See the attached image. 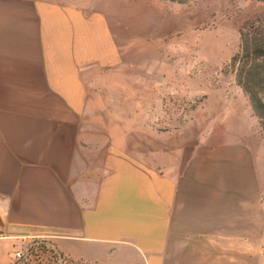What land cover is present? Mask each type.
<instances>
[{"label": "crops", "instance_id": "1", "mask_svg": "<svg viewBox=\"0 0 264 264\" xmlns=\"http://www.w3.org/2000/svg\"><path fill=\"white\" fill-rule=\"evenodd\" d=\"M123 28L89 0H0V264L32 238L62 264L264 263L248 99L170 132L152 126L165 106L136 93L93 102L92 74L123 62Z\"/></svg>", "mask_w": 264, "mask_h": 264}, {"label": "rangeland", "instance_id": "2", "mask_svg": "<svg viewBox=\"0 0 264 264\" xmlns=\"http://www.w3.org/2000/svg\"><path fill=\"white\" fill-rule=\"evenodd\" d=\"M89 1L110 16H118L125 34L123 62L99 68L90 77L93 102L101 98L122 107L136 93L137 102L165 106L164 113L152 112V126L170 132L194 119L204 126L222 114L226 96L243 98L230 58L239 50L238 32L264 13V2ZM160 116L165 124H160ZM254 119L257 134L263 138Z\"/></svg>", "mask_w": 264, "mask_h": 264}, {"label": "trees", "instance_id": "3", "mask_svg": "<svg viewBox=\"0 0 264 264\" xmlns=\"http://www.w3.org/2000/svg\"><path fill=\"white\" fill-rule=\"evenodd\" d=\"M163 1L187 4L193 0ZM238 34L239 50L231 56L230 66L233 67L236 84L250 103L264 138V13L247 23Z\"/></svg>", "mask_w": 264, "mask_h": 264}, {"label": "built area", "instance_id": "4", "mask_svg": "<svg viewBox=\"0 0 264 264\" xmlns=\"http://www.w3.org/2000/svg\"><path fill=\"white\" fill-rule=\"evenodd\" d=\"M29 245L21 250L14 251L13 255L17 264H25L26 261L32 260L34 264H62V258L57 255L50 243L32 238ZM44 245V246H40Z\"/></svg>", "mask_w": 264, "mask_h": 264}, {"label": "water", "instance_id": "5", "mask_svg": "<svg viewBox=\"0 0 264 264\" xmlns=\"http://www.w3.org/2000/svg\"><path fill=\"white\" fill-rule=\"evenodd\" d=\"M60 256V255H59ZM61 257V256H60ZM62 258V257H61Z\"/></svg>", "mask_w": 264, "mask_h": 264}]
</instances>
